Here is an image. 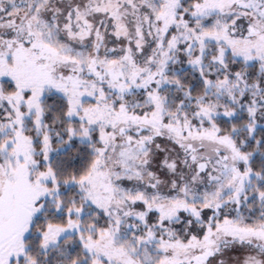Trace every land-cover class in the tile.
<instances>
[{
  "label": "snow or ice",
  "instance_id": "1",
  "mask_svg": "<svg viewBox=\"0 0 264 264\" xmlns=\"http://www.w3.org/2000/svg\"><path fill=\"white\" fill-rule=\"evenodd\" d=\"M0 264H264V0H0Z\"/></svg>",
  "mask_w": 264,
  "mask_h": 264
}]
</instances>
